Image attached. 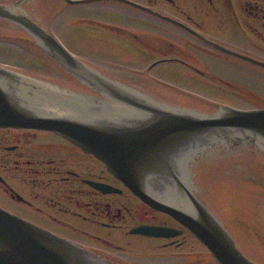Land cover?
<instances>
[{"label": "flooded vegetation", "instance_id": "af4514ba", "mask_svg": "<svg viewBox=\"0 0 264 264\" xmlns=\"http://www.w3.org/2000/svg\"><path fill=\"white\" fill-rule=\"evenodd\" d=\"M67 1L0 0L19 2L20 13L86 63L71 50V43L97 38L100 23L91 20L96 11L75 13L71 5L76 4ZM132 2L138 6L113 2L120 4L115 13L125 18V24H107L103 29L125 37L126 41L118 38L127 48L129 62L140 69L114 64L98 69L87 62L88 66L157 103L205 111L221 107L264 110V0ZM70 18L91 25L86 29L74 25L65 31L64 22ZM134 28L141 29V34ZM10 40L36 49L35 40L24 29L0 19V43ZM92 53V57L99 54L96 50ZM26 54L29 61L24 63L46 76L30 75L34 70L27 66L24 70L1 62L0 66L42 89L43 97L38 98L49 104L44 113L80 116L81 103L107 102L42 51ZM262 152L255 146H237L228 153L198 156L190 165L187 160L185 169L190 166L196 196L221 218L242 252L264 264V231L256 228L264 217ZM219 155L230 168L223 202L203 189L199 166L205 158L213 160ZM0 208L111 264H172L162 255L142 257L139 244L147 254L199 243L174 218L143 202L96 155L54 131L0 126ZM223 212L239 220L244 231H233ZM141 227L171 231H166L168 236L145 235L136 232Z\"/></svg>", "mask_w": 264, "mask_h": 264}, {"label": "water", "instance_id": "95a60500", "mask_svg": "<svg viewBox=\"0 0 264 264\" xmlns=\"http://www.w3.org/2000/svg\"><path fill=\"white\" fill-rule=\"evenodd\" d=\"M96 1L137 6L127 0H68L73 4ZM0 19L23 28L60 68L107 101L81 103L80 116L47 114L43 108L49 104L38 98L43 97L42 89L0 66V126L62 135L96 155L143 202L189 229L217 264H257L244 255L192 191L189 165L198 156L228 153L237 146H255L264 152V110L222 108L209 114L218 110L215 108L206 114L157 103L78 60L56 38L19 13L15 4H0ZM166 231L171 230L141 227L136 232L168 236ZM0 264L111 263L0 208Z\"/></svg>", "mask_w": 264, "mask_h": 264}, {"label": "rangeland", "instance_id": "374dc122", "mask_svg": "<svg viewBox=\"0 0 264 264\" xmlns=\"http://www.w3.org/2000/svg\"><path fill=\"white\" fill-rule=\"evenodd\" d=\"M117 6H120V4L113 2H97L93 4L71 5V10L79 14L82 13L86 14L87 11H89L90 13L96 11V17L93 16L91 20L95 19L97 23H100V26H97L99 27V29L97 30L98 31L97 38L93 39L87 37L77 41L76 40L72 41L71 50L75 52L77 56L87 61L88 63L92 64L94 67L98 69L107 67L106 65H110V64H114L127 69L133 67H137L140 69V66L129 62L130 56L126 52L127 48L123 45V43H121V41L118 38L120 37L121 39L126 41L125 37L123 36L122 38L121 37L122 35L115 31L112 30L109 31L103 29L107 24H113V25L119 23L122 25L125 24L124 23L125 18L122 16H118L115 13V9L118 8ZM89 9H93V11ZM71 15L72 14H70V16ZM64 23H65L64 24L65 31L66 29H70L74 25H84L85 29L87 28L88 25H91L89 21H84L83 23L81 21H76L75 19H71V18ZM133 30L139 34H141L142 31L141 29H136V28H134ZM4 42L6 43L5 44L3 42L0 43L1 63H6L16 67L17 66L21 67V70H24L22 69V67L24 68L25 66H27L25 68H28L29 71L30 69L34 70L30 72V75L37 78H43L44 76H46L42 72V70L34 69L33 67H30L25 64L26 62L29 61L27 60L28 59L27 57L29 55L26 54V51L37 52L36 49L27 48L26 46L22 45L21 43L19 44L14 40H10L9 42L11 43L9 42L7 43V41ZM121 45L123 48H121ZM94 50L99 52V54L95 55V57H92L94 55L92 53L94 52ZM87 52H90V54H88ZM104 56H108L112 58H107ZM24 61L26 62L24 63ZM197 109L203 110V108H197ZM227 163L228 161H226L223 157H221L213 160L211 159L204 160L202 165H199L200 169L202 170L201 182L204 185L202 186L203 189L215 198L219 196L220 197L219 199L222 202L225 200L226 194L229 189L228 180L230 178L229 177L230 168L226 165ZM222 216L225 220L231 222L233 231H244L242 230V225L240 224L239 220H236L231 216H227V214L224 212L222 213ZM256 228L258 229L257 231H264V217L262 218V221L258 224V227ZM139 248H140L139 254L142 257H146V256L154 257L155 255H162L163 257L166 258V260L164 261H171V262L173 261L175 264H216L212 259L209 251L200 242L193 243L192 247L191 245H187L184 246L182 249L173 250V251L163 250L162 252H158V253L150 250H148L150 252H148L147 254L146 252L143 253L142 252L144 249L143 244H139Z\"/></svg>", "mask_w": 264, "mask_h": 264}, {"label": "bare ground", "instance_id": "6f19581e", "mask_svg": "<svg viewBox=\"0 0 264 264\" xmlns=\"http://www.w3.org/2000/svg\"><path fill=\"white\" fill-rule=\"evenodd\" d=\"M204 113H206V114H208L209 112H204ZM192 177H191V171H190V183H191V185H192ZM192 191H194V190H192ZM201 199V198H200ZM203 202V201H202ZM204 203V202H203ZM217 218H218V220L222 223V225H223V227L227 230V228L225 227V225H224V223H223V221L221 220V218H219L214 212H212ZM228 231V230H227ZM229 233V232H228ZM230 234V233H229Z\"/></svg>", "mask_w": 264, "mask_h": 264}]
</instances>
